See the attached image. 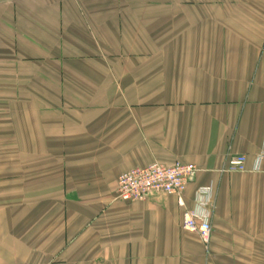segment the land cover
<instances>
[{
    "label": "crops",
    "instance_id": "1",
    "mask_svg": "<svg viewBox=\"0 0 264 264\" xmlns=\"http://www.w3.org/2000/svg\"><path fill=\"white\" fill-rule=\"evenodd\" d=\"M260 150L264 0H0V264H264ZM175 160L206 245L175 196L117 197Z\"/></svg>",
    "mask_w": 264,
    "mask_h": 264
},
{
    "label": "built area",
    "instance_id": "2",
    "mask_svg": "<svg viewBox=\"0 0 264 264\" xmlns=\"http://www.w3.org/2000/svg\"><path fill=\"white\" fill-rule=\"evenodd\" d=\"M264 163V150H260L255 156V168L260 169ZM226 169L234 172H244L246 168V156L238 154L228 162ZM198 168L190 163L175 160L170 164L151 162L148 165L134 167L123 172L117 178V197L125 201H144L151 193L173 195L183 207L181 227L183 230L198 235L204 245L209 241L211 225L206 216H198L192 209L184 207L182 194L188 183L192 182ZM200 194H206L201 189Z\"/></svg>",
    "mask_w": 264,
    "mask_h": 264
}]
</instances>
